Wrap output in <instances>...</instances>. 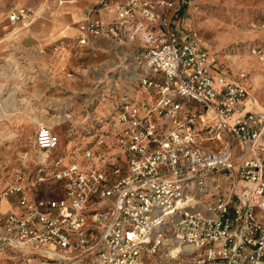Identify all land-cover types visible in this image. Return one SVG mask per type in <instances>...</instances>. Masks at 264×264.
Here are the masks:
<instances>
[{
	"label": "built area",
	"instance_id": "2783aa9c",
	"mask_svg": "<svg viewBox=\"0 0 264 264\" xmlns=\"http://www.w3.org/2000/svg\"><path fill=\"white\" fill-rule=\"evenodd\" d=\"M110 1H102L109 22L84 12L77 43H127L125 68L144 97L135 88L119 96L112 127L101 126L83 153L89 164L48 159L60 137L38 124L34 146L44 155L33 168L19 164L0 190V252L16 251L9 264H146L150 255L264 264V109L245 73L230 78L224 55L183 27L190 0ZM6 20L28 27L35 11L12 7ZM107 90L97 102L117 87Z\"/></svg>",
	"mask_w": 264,
	"mask_h": 264
},
{
	"label": "rangeland",
	"instance_id": "374dc122",
	"mask_svg": "<svg viewBox=\"0 0 264 264\" xmlns=\"http://www.w3.org/2000/svg\"><path fill=\"white\" fill-rule=\"evenodd\" d=\"M107 1L110 5L111 1ZM21 5L24 4L10 0V8ZM28 6H32L35 11L34 22L40 14L46 13L41 6ZM102 7L103 4H96L85 10V14L90 12V16L97 17L98 8L106 9ZM180 14L179 21L182 19L183 27L196 31L204 47L224 55V70L230 78H237L239 72L245 73L243 80L256 99L255 105L258 109H264V60L251 52L255 47L264 51V28L261 27L264 0H190L185 7V17ZM73 46L76 49L71 55L63 53V73L81 71L80 76L85 77V88L81 92H74L64 101L57 98L61 92L54 88L55 85L47 84L41 88L44 86L41 84L39 87L38 83L44 81L30 76L33 74L32 65L29 64V68L23 66L18 54H11V51L1 54L6 62L0 68V190L13 181L19 164L25 161L29 168H33L35 161L44 155L34 146V135L39 123L48 125L60 137L58 149L47 153L48 159L60 154L65 157L66 163L77 161L89 164L82 159L83 153L99 134L101 126L108 130L112 127L113 115L109 114L113 110L110 107L119 101V96L129 94L135 88L133 97H144L142 90L129 79V66L125 68V64L132 60L130 51L120 54L111 43L105 50L94 52L88 46ZM37 53L27 55L35 58ZM35 59L31 61L33 64ZM102 61L119 62L120 65L104 69L99 66ZM77 62L84 64L83 70L82 67L76 69ZM113 87H117V90L105 96V102L96 101L98 93H107V89ZM45 90L46 95L43 94ZM40 104H45V113L39 109ZM66 108L69 111L66 112ZM85 110L96 119L91 116L84 118ZM61 111H65L63 116H69L62 117ZM4 206L8 207L6 202ZM14 254L16 251L12 249L0 252V264H9ZM146 264L168 263L156 255H150Z\"/></svg>",
	"mask_w": 264,
	"mask_h": 264
},
{
	"label": "crops",
	"instance_id": "0c3cea01",
	"mask_svg": "<svg viewBox=\"0 0 264 264\" xmlns=\"http://www.w3.org/2000/svg\"><path fill=\"white\" fill-rule=\"evenodd\" d=\"M14 1L24 4L21 6L32 7L28 6L29 4L41 6L42 10H46V13L40 14L37 20L28 27H21L19 24H9L6 17L3 18V13L6 15L10 9V0H0V68L6 62L4 56L1 57V54H5V51H11V54H18L19 62L23 66L27 65L25 67L29 68V64L32 65L33 71L31 72L33 74H30V76L38 78V80H41L40 82L44 81V83H38L39 87L41 84L44 85L41 88L46 87L47 84L55 85L54 88L62 94L61 96L59 94L57 98L64 101L72 96L74 92H81L85 88L83 81L85 77L80 76L82 74L81 71L63 73L62 67L65 61L63 53L71 55L76 49L73 45L78 44L77 40L82 36V33L77 29V22L81 19L85 10L89 7H94L96 4H103V0H74L73 2H63L61 4L56 3L55 0ZM98 9L97 16L104 21L109 22L113 19L114 12L112 9ZM86 38L89 43L86 46L92 48V52L105 50L110 43L120 54L130 51V46L127 43L116 42L101 36H87ZM123 48L125 49L123 50ZM33 52H38L36 59L28 56ZM34 59L36 61L33 64L31 61ZM118 59L120 60V58ZM83 65L77 62L76 69L80 70L82 67L83 70ZM119 65V62L108 63L107 61H102L99 66L105 69L112 66L118 67ZM43 94L46 95V90ZM40 108L43 111L42 113L46 112L45 104H40ZM65 111H69L68 108ZM64 112L61 111L60 115H63ZM6 203L8 207L3 204L5 209L9 208L8 202Z\"/></svg>",
	"mask_w": 264,
	"mask_h": 264
},
{
	"label": "bare ground",
	"instance_id": "6f19581e",
	"mask_svg": "<svg viewBox=\"0 0 264 264\" xmlns=\"http://www.w3.org/2000/svg\"><path fill=\"white\" fill-rule=\"evenodd\" d=\"M4 202H6V201H5V200H2V202H1V207H2V209H5V208L3 207Z\"/></svg>",
	"mask_w": 264,
	"mask_h": 264
}]
</instances>
